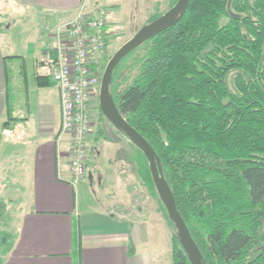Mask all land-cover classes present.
<instances>
[{"label": "trees", "instance_id": "16d2710c", "mask_svg": "<svg viewBox=\"0 0 264 264\" xmlns=\"http://www.w3.org/2000/svg\"><path fill=\"white\" fill-rule=\"evenodd\" d=\"M158 6L145 24L166 12ZM20 77L26 81L25 64ZM41 78L48 79L37 76L38 86H55ZM110 90L159 157L204 264H264V0H190L177 24L122 59ZM96 126L93 137L100 140V120ZM130 143L137 178L172 229V264H191L148 160ZM7 207L1 200L0 264L18 236Z\"/></svg>", "mask_w": 264, "mask_h": 264}, {"label": "crops", "instance_id": "0c3cea01", "mask_svg": "<svg viewBox=\"0 0 264 264\" xmlns=\"http://www.w3.org/2000/svg\"><path fill=\"white\" fill-rule=\"evenodd\" d=\"M0 2L50 19L76 14L87 5L85 0ZM50 40L42 32L23 52H11V45L0 43V195H7L0 201L25 205L13 229L18 235L15 248L4 264H172L171 233L164 224L149 229L150 221L112 210L105 201L118 172L109 160L110 166L105 165L103 150L112 153L119 150L116 143H130L107 119L99 120L103 136L111 140L96 146L99 140L89 139L92 166L77 183L73 180L70 135L60 133L59 91L56 85H37V76L53 82L57 49ZM23 64L26 81L20 77Z\"/></svg>", "mask_w": 264, "mask_h": 264}, {"label": "rangeland", "instance_id": "374dc122", "mask_svg": "<svg viewBox=\"0 0 264 264\" xmlns=\"http://www.w3.org/2000/svg\"><path fill=\"white\" fill-rule=\"evenodd\" d=\"M85 1L87 4L86 7L93 9L104 8L107 10L109 28L107 55L112 57V55L125 42L131 39L145 24L150 15L155 11V9H157V4H159L158 9L164 12L170 9V5L173 0ZM74 15L75 14L50 19L42 13L36 14L35 12L18 8L12 4L5 5L0 2V43L5 44V48L11 45V52H23L26 46L33 43L35 44L36 40L40 38V34L43 32L48 34L49 38H51V43L49 42V44L53 45L56 49V34L58 32V28L71 20ZM225 22L226 20H222V23ZM107 63L108 61L106 62V65ZM28 69L30 75H32L31 67L29 66ZM104 70L103 63V71ZM98 107L99 97L97 95L93 100L92 106L93 122L91 126L93 131L91 137L96 131L97 122H99V119H102L99 115ZM110 140L111 138L106 135L104 137H100L99 142L95 145L99 146V143L106 144L109 143ZM91 143H95V140L93 139ZM116 145H118V151H116L117 147L112 153H108L106 150H103V160L106 162L105 165L110 166V164H108L109 160V163H111L118 172V177L113 179L112 182L114 183V188L107 193L105 198L108 207L112 210L133 214L139 218H143L145 221H150L149 223H146L147 228L154 225L156 226V224L161 222L164 226H166V229L168 228V234L170 235L171 233L172 235V229L163 217L157 201L148 194L145 187L137 178L135 164L131 160V156L133 155L135 149L132 147L131 143H128L127 145L116 143ZM90 153L91 152L89 151V154ZM1 155L2 153H0V165H2L3 162V157ZM16 181L18 182L19 180L17 179ZM9 193H11V191H9ZM10 196L8 197L11 198ZM6 197L7 195H0V199H6ZM12 199H16V197H13ZM15 201H18V199ZM24 207V204L16 202L13 203V205H8L6 213L7 221L9 222V227L12 229L16 228L22 213L21 208L23 209ZM162 232L163 231L158 232V235H163ZM166 246L168 247V244H166ZM168 253L169 251L166 250L165 254L168 255Z\"/></svg>", "mask_w": 264, "mask_h": 264}, {"label": "built area", "instance_id": "2783aa9c", "mask_svg": "<svg viewBox=\"0 0 264 264\" xmlns=\"http://www.w3.org/2000/svg\"><path fill=\"white\" fill-rule=\"evenodd\" d=\"M108 35L107 10L85 5L56 34L57 56L51 76L60 95V133L70 135V169L76 183L88 171L92 106L99 97Z\"/></svg>", "mask_w": 264, "mask_h": 264}, {"label": "water", "instance_id": "95a60500", "mask_svg": "<svg viewBox=\"0 0 264 264\" xmlns=\"http://www.w3.org/2000/svg\"><path fill=\"white\" fill-rule=\"evenodd\" d=\"M190 0H178L174 6L154 21L143 25L134 36L125 42L108 61L99 92V106L105 118L129 141L135 144L148 160L150 174L158 196L166 207L169 218L174 222L180 244L191 264H204L202 253L193 239L191 232L180 214L167 180L164 177L159 157L150 143L139 134L119 112L111 94L110 85L117 65L137 47L143 45L156 35L177 24L187 13Z\"/></svg>", "mask_w": 264, "mask_h": 264}]
</instances>
